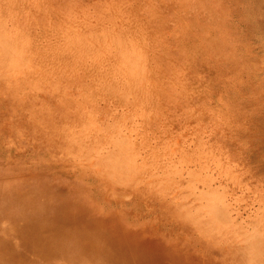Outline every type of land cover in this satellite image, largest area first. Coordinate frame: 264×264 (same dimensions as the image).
Instances as JSON below:
<instances>
[{"label": "rangeland", "instance_id": "374dc122", "mask_svg": "<svg viewBox=\"0 0 264 264\" xmlns=\"http://www.w3.org/2000/svg\"><path fill=\"white\" fill-rule=\"evenodd\" d=\"M41 172L185 264H264V0H0V175Z\"/></svg>", "mask_w": 264, "mask_h": 264}, {"label": "bare ground", "instance_id": "6f19581e", "mask_svg": "<svg viewBox=\"0 0 264 264\" xmlns=\"http://www.w3.org/2000/svg\"><path fill=\"white\" fill-rule=\"evenodd\" d=\"M111 165L107 168H111ZM89 167L86 169L91 170ZM113 167H115L114 164ZM121 168L117 170L121 172ZM114 169L116 168L112 170ZM93 172L105 176L111 185L120 183L119 180V183L116 181V178L115 180L110 178L109 174L107 176L100 172L98 168ZM49 175L43 172L30 174L17 183L6 182L8 175H0V264H66L65 262L72 264H185L184 262L191 257L185 251L179 254L173 250L171 243H177L178 240L169 241L162 238V244L170 245L167 249L163 246L158 248L150 244L152 239L136 236L132 234L134 232L126 233L127 235L121 234L118 225L95 224L90 220L84 205L76 200L79 197L75 196L72 183L65 177ZM109 189L106 190L107 195L111 194ZM148 194L156 196L152 193ZM138 199L145 200L141 198V195ZM172 211L177 214L180 209L172 207ZM106 226L108 228H104ZM193 228L199 229L196 226ZM18 243L19 247H17ZM193 255L201 260V254ZM238 255L239 259L244 257V253ZM57 259L62 261L57 262Z\"/></svg>", "mask_w": 264, "mask_h": 264}]
</instances>
